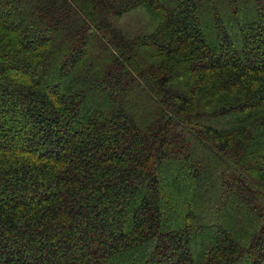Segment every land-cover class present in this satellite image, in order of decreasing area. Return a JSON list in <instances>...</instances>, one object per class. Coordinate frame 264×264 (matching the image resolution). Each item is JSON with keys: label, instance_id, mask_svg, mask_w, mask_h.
Instances as JSON below:
<instances>
[{"label": "trees", "instance_id": "1", "mask_svg": "<svg viewBox=\"0 0 264 264\" xmlns=\"http://www.w3.org/2000/svg\"><path fill=\"white\" fill-rule=\"evenodd\" d=\"M0 264H264V0H0Z\"/></svg>", "mask_w": 264, "mask_h": 264}, {"label": "rangeland", "instance_id": "2", "mask_svg": "<svg viewBox=\"0 0 264 264\" xmlns=\"http://www.w3.org/2000/svg\"><path fill=\"white\" fill-rule=\"evenodd\" d=\"M212 5L215 6V7L217 6L215 3H213V4H208L207 7H208L209 11L212 10V9H211ZM245 5H248V4H245ZM225 11H226V10H225ZM242 11H245V10L243 9ZM244 15H246V12L244 13ZM213 16H214V14L212 13V14H211V18H212ZM131 20H133V12L130 13V14L125 18V20L122 22V25H124L125 22L128 23V22L131 21ZM228 21H229L228 19L225 20V22H227V23H228ZM207 28H208V27H207ZM211 34L213 35L212 32H211ZM211 34H209L210 36H209V35H208V36H209V38L211 37L210 39H213V36H212ZM142 55H145V52H143ZM100 104H101V103L99 102V100H96V102L94 103V106H98V105H100ZM101 105H102V104H101ZM255 150H256V149H255ZM253 157H255V155H253ZM169 206H171V204H169ZM170 210H172V207H170ZM233 215H235V214H232V216H233ZM202 216H204V215H202ZM202 216L200 217V218H201V221L203 220V219H202ZM206 217H207V216H206ZM209 218H210V217H209ZM219 223H220L221 225L223 224L222 221H220ZM170 228H171V231H174V229H173V225H172V227L170 226ZM147 250L150 251V253H153V252H154V250H153L152 248H149V249H147Z\"/></svg>", "mask_w": 264, "mask_h": 264}]
</instances>
